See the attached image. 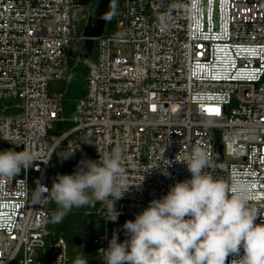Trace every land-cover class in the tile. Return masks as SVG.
Masks as SVG:
<instances>
[{
    "label": "built area",
    "instance_id": "built-area-1",
    "mask_svg": "<svg viewBox=\"0 0 264 264\" xmlns=\"http://www.w3.org/2000/svg\"><path fill=\"white\" fill-rule=\"evenodd\" d=\"M92 5L0 0V151L37 157L27 171L0 177V264H71L67 241L51 238L52 203L34 193L38 184L51 188L63 144L76 156L70 162L121 149L133 186L115 202L118 216L190 179L176 157L195 146L209 153L215 177L249 180L250 203L264 214V0H122L107 20L121 36L94 38L85 95L65 116L55 85L72 72ZM66 123L74 126L59 135ZM112 222L94 240L100 264Z\"/></svg>",
    "mask_w": 264,
    "mask_h": 264
},
{
    "label": "clouds",
    "instance_id": "clouds-1",
    "mask_svg": "<svg viewBox=\"0 0 264 264\" xmlns=\"http://www.w3.org/2000/svg\"><path fill=\"white\" fill-rule=\"evenodd\" d=\"M98 152L99 160L80 161L72 174L58 175L50 189L37 185V200L57 206L54 222H60L73 208L96 202L104 203L107 219L117 220L115 202L133 185L119 147ZM34 161L36 154L27 148L0 151V177L13 178ZM176 161L186 164L191 178L176 182L134 220L125 221L126 239L118 242L114 232L108 248L101 249L104 264H226L230 255L234 257L231 264H264V221L255 223L264 214L250 203L252 183L240 176L229 181L215 177L208 170L214 168L209 153L201 146ZM162 174L171 175L166 170ZM74 264H88V260L78 256Z\"/></svg>",
    "mask_w": 264,
    "mask_h": 264
},
{
    "label": "trees",
    "instance_id": "trees-1",
    "mask_svg": "<svg viewBox=\"0 0 264 264\" xmlns=\"http://www.w3.org/2000/svg\"><path fill=\"white\" fill-rule=\"evenodd\" d=\"M121 2L122 0H118L116 2L115 9H118ZM85 27L86 25L82 26V31ZM103 36L118 37L121 36V32L118 30L116 23L108 22ZM96 49L97 48L95 47L93 59L85 65H78L75 59L73 61L72 72L68 75V78L55 85V91L57 93H65L63 99L65 116L72 115L75 109V103L85 95L89 68L97 58ZM77 68H83V72L77 79V89L72 90L69 87L71 85L70 77ZM73 126L74 125L71 123H66L63 126L59 124L57 126V133L62 135L64 131L71 129ZM63 174H66L65 164L63 163L60 155L56 152L51 162V186L57 176ZM56 207L57 206L54 203L51 204L52 222L50 230L54 233V236L51 238L53 240L56 238H64L67 241L70 250L71 264H74V261L78 256L87 259L88 264H100V259L94 246V240L104 231L107 224L105 214V211L107 210L105 209V205L103 203L96 202L94 206L73 208L72 211L60 222L53 221V214ZM74 238H80L82 240V245H75L73 242Z\"/></svg>",
    "mask_w": 264,
    "mask_h": 264
},
{
    "label": "water",
    "instance_id": "water-1",
    "mask_svg": "<svg viewBox=\"0 0 264 264\" xmlns=\"http://www.w3.org/2000/svg\"><path fill=\"white\" fill-rule=\"evenodd\" d=\"M118 0H93L92 9L89 16L88 24L86 25L83 35L86 40L83 43V46L80 49V53L77 57V64L83 65L85 59L89 57V54H92L96 42L94 38L101 37L104 34L107 20L111 12L113 11L116 2ZM4 147H0L2 149ZM17 151H22L18 149ZM61 158H64L67 155V146L63 144L61 151L59 152ZM216 160L219 162L223 161L222 154V145L218 144V149L216 151ZM79 162H68L65 166L67 174H72ZM136 216L131 215H120L116 221L112 222V236L116 232L119 236V241H124L126 239L125 232L123 230V225L127 220H134ZM73 242L77 246L82 245V240L80 238H74Z\"/></svg>",
    "mask_w": 264,
    "mask_h": 264
},
{
    "label": "rangeland",
    "instance_id": "rangeland-1",
    "mask_svg": "<svg viewBox=\"0 0 264 264\" xmlns=\"http://www.w3.org/2000/svg\"><path fill=\"white\" fill-rule=\"evenodd\" d=\"M95 62V61H94ZM92 66V65H91ZM90 66V67H91ZM90 69V68H89ZM83 72V68H77L73 74H71V77H70V81H71V85L69 86L72 90L74 89H77V86H78V83H77V79L78 77L80 76V74ZM59 154V153H58ZM76 156L75 155H71V156H68L67 158H62L63 160V163L66 164L68 162H70L72 159H75ZM67 174V172H66ZM117 209V207L115 208V210ZM145 208L144 207H140V208H132L130 206H126L125 208V211L128 213V214H131V215H137L138 213L142 212Z\"/></svg>",
    "mask_w": 264,
    "mask_h": 264
},
{
    "label": "flooded vegetation",
    "instance_id": "flooded-vegetation-1",
    "mask_svg": "<svg viewBox=\"0 0 264 264\" xmlns=\"http://www.w3.org/2000/svg\"><path fill=\"white\" fill-rule=\"evenodd\" d=\"M94 50H95V49H94ZM93 57H94V51H93L92 54H89V57H88L87 59H85V62H84L83 65L89 63V62L93 59Z\"/></svg>",
    "mask_w": 264,
    "mask_h": 264
},
{
    "label": "snow or ice",
    "instance_id": "snow-or-ice-1",
    "mask_svg": "<svg viewBox=\"0 0 264 264\" xmlns=\"http://www.w3.org/2000/svg\"><path fill=\"white\" fill-rule=\"evenodd\" d=\"M215 111H216V114L218 115L219 114V109H216Z\"/></svg>",
    "mask_w": 264,
    "mask_h": 264
}]
</instances>
